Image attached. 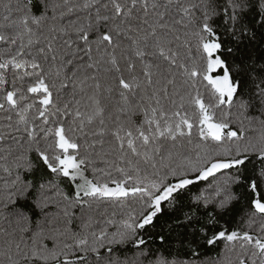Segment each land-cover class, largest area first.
I'll return each instance as SVG.
<instances>
[{
  "label": "snow or ice",
  "instance_id": "6c2138e0",
  "mask_svg": "<svg viewBox=\"0 0 264 264\" xmlns=\"http://www.w3.org/2000/svg\"><path fill=\"white\" fill-rule=\"evenodd\" d=\"M0 264H264V0H0Z\"/></svg>",
  "mask_w": 264,
  "mask_h": 264
}]
</instances>
